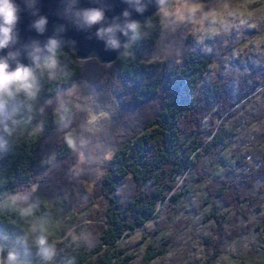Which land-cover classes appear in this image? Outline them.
<instances>
[{
    "label": "trees",
    "instance_id": "16d2710c",
    "mask_svg": "<svg viewBox=\"0 0 264 264\" xmlns=\"http://www.w3.org/2000/svg\"><path fill=\"white\" fill-rule=\"evenodd\" d=\"M160 17L156 15L146 25H138L134 41L113 64L123 83L132 86L134 101L150 103L160 98V102L155 116L148 119L139 134L123 142L110 160L103 179L109 206L104 225H100L99 241L93 247L83 244L68 254L62 252L68 229L65 225L74 224L70 205L60 194L49 201L35 200V193L27 194L32 186L44 181L43 175L53 163L44 155L47 144L74 118L79 103L74 96L66 95L60 111L47 109L78 85L84 61L74 53L55 56L54 66L47 63L32 72V95L22 91L0 96V264H133L136 256L123 247V240L160 218V230L156 231L159 238L149 242L140 264H152L168 253L164 231L175 225L180 204L192 193L190 184L209 182L199 154L218 146L220 134L205 129L204 121L212 111L207 103L211 101L208 94H199L212 57L189 55L181 65L146 64L147 51L162 33ZM226 85L222 91H214L224 101L220 116L235 111L261 88L262 81L255 79L251 88L238 97H233L231 86ZM213 134V140H209ZM75 148L76 138L70 135L58 145L55 156L69 160ZM185 175L195 179L188 178L180 185ZM128 179L140 193L123 200L115 194ZM215 185L214 191L207 186L206 204L211 207V216H215L218 203L223 210L232 208L242 213L240 205L251 200L244 192H234L232 184ZM222 219L227 220V213ZM223 223L220 221L215 235L206 239L212 252L208 264H216L234 240L253 230L264 231V221L243 227L234 220L228 229Z\"/></svg>",
    "mask_w": 264,
    "mask_h": 264
},
{
    "label": "rangeland",
    "instance_id": "374dc122",
    "mask_svg": "<svg viewBox=\"0 0 264 264\" xmlns=\"http://www.w3.org/2000/svg\"><path fill=\"white\" fill-rule=\"evenodd\" d=\"M156 15L161 16L162 33L147 51L146 64L181 65L189 55L212 57L199 94H208L211 101L207 106L212 111L204 127L219 131L220 141L218 146L199 154L209 182L190 184L192 193L180 204L175 225L163 234V240L169 241L168 253L152 264H208L212 252L206 239L215 235L220 221L226 229L234 220L243 227L264 221V0H173ZM255 79L262 81L261 88L235 111L220 116L224 101L214 91H222L228 83L232 96L238 97L244 89L251 88ZM131 90L132 86L118 77L113 64L91 59L84 61L78 85L69 94L56 98L47 109L60 111L66 95L74 96L79 103L74 118L47 144L44 155L53 163L43 175L44 181L27 193H35V200L45 201L60 194L70 205L74 224L65 225L68 229L61 248L65 254L77 245H97L109 206L103 179L110 160L122 143L139 134L159 110L160 98L138 103ZM70 135L76 138L75 151L69 160H58L55 151ZM213 137L210 135L209 140ZM188 178L195 179L185 175L180 185ZM216 182L232 184L234 192H244L251 198L240 205L242 213L232 208L223 210L218 203L215 216H211V207L206 204L207 186L214 191ZM137 192L140 193L128 179L115 196L126 200ZM226 213L227 220L223 221ZM161 221H156L160 225L151 221L123 240V247L136 256L133 264H140L149 242L159 238L156 231ZM263 248L264 231L253 230L227 245L216 264H264Z\"/></svg>",
    "mask_w": 264,
    "mask_h": 264
},
{
    "label": "water",
    "instance_id": "95a60500",
    "mask_svg": "<svg viewBox=\"0 0 264 264\" xmlns=\"http://www.w3.org/2000/svg\"><path fill=\"white\" fill-rule=\"evenodd\" d=\"M172 1L12 0L18 20L12 39L0 48V61L6 62L10 71L24 66L31 72L47 64L53 55L71 53L79 61L96 59L104 65L114 64L134 41L136 27L146 25ZM90 10L101 11L103 19L89 25L84 13Z\"/></svg>",
    "mask_w": 264,
    "mask_h": 264
},
{
    "label": "clouds",
    "instance_id": "9594fccd",
    "mask_svg": "<svg viewBox=\"0 0 264 264\" xmlns=\"http://www.w3.org/2000/svg\"><path fill=\"white\" fill-rule=\"evenodd\" d=\"M84 19L91 25L103 19V13L99 10H90L84 13ZM18 20L17 7L12 0H0V48L5 47L12 39L11 33ZM43 23V21H41ZM136 27V25H130ZM103 29L101 33H103ZM111 32L112 29H108ZM116 44L115 40L110 41ZM55 47V41L52 42ZM39 51V50H37ZM56 63L55 56L49 58L48 65L54 66ZM33 77L29 68L24 66L17 67L14 71L9 70V65L6 62L0 61V94L8 92H26L32 95Z\"/></svg>",
    "mask_w": 264,
    "mask_h": 264
}]
</instances>
